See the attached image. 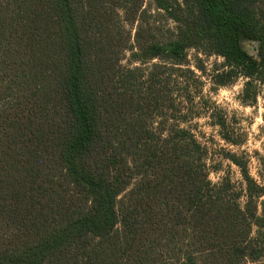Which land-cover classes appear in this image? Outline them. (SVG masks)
<instances>
[{
	"label": "trees",
	"instance_id": "trees-1",
	"mask_svg": "<svg viewBox=\"0 0 264 264\" xmlns=\"http://www.w3.org/2000/svg\"><path fill=\"white\" fill-rule=\"evenodd\" d=\"M143 4L0 0V264H264V184L235 156L245 187L213 182L163 90L190 47L225 59L217 85L264 84V0H156L175 35L141 24L132 58L157 61L123 67L118 11Z\"/></svg>",
	"mask_w": 264,
	"mask_h": 264
},
{
	"label": "rangeland",
	"instance_id": "rangeland-1",
	"mask_svg": "<svg viewBox=\"0 0 264 264\" xmlns=\"http://www.w3.org/2000/svg\"><path fill=\"white\" fill-rule=\"evenodd\" d=\"M143 8L146 10L144 21H126L123 11H118V31L130 33L128 48L121 53L120 64L123 67L147 68L157 61L154 59L152 62L140 63L132 58L133 52L137 51L136 34L138 27H142L141 24L147 28L148 33L162 42L175 35L176 22L158 8L156 0H144ZM243 45L250 54H257L256 41L246 40ZM186 58L185 64L174 68L170 67V62H166L168 75H164V96L170 95L175 99L179 110L177 118L169 112V123L180 119L178 124L189 128L206 147L209 177L213 182H219L229 175L237 187H245L241 168L231 160L235 156L246 165L257 182L264 184V84L239 75L225 85H217L214 82L216 69H226L222 56L190 47ZM176 67L182 70H177ZM134 78L140 84L139 75H134ZM211 111L216 116H224L225 129L222 130L218 124L213 123L215 118L209 116ZM182 117H186V120ZM222 133L230 135L235 143L226 141ZM259 201L264 202V195Z\"/></svg>",
	"mask_w": 264,
	"mask_h": 264
}]
</instances>
